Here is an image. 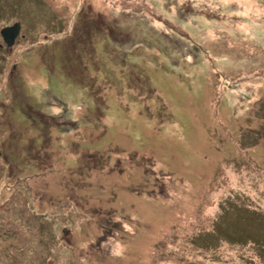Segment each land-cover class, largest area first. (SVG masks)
<instances>
[{"label":"rangeland","instance_id":"1","mask_svg":"<svg viewBox=\"0 0 264 264\" xmlns=\"http://www.w3.org/2000/svg\"><path fill=\"white\" fill-rule=\"evenodd\" d=\"M0 264H264V0H0Z\"/></svg>","mask_w":264,"mask_h":264},{"label":"water","instance_id":"2","mask_svg":"<svg viewBox=\"0 0 264 264\" xmlns=\"http://www.w3.org/2000/svg\"><path fill=\"white\" fill-rule=\"evenodd\" d=\"M20 31V23L15 22L10 26H5L0 29V34L3 36L4 40L8 45L13 44L15 37Z\"/></svg>","mask_w":264,"mask_h":264},{"label":"flooded vegetation","instance_id":"3","mask_svg":"<svg viewBox=\"0 0 264 264\" xmlns=\"http://www.w3.org/2000/svg\"><path fill=\"white\" fill-rule=\"evenodd\" d=\"M16 38V37H15ZM14 44V43H13ZM2 45H6L7 47H10L4 40L3 36L0 34V49L2 48ZM12 45V44H11Z\"/></svg>","mask_w":264,"mask_h":264}]
</instances>
